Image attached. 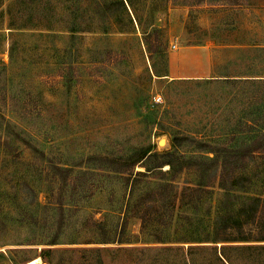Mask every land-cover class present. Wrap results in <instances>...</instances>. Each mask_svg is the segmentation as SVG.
Listing matches in <instances>:
<instances>
[{"label":"rangeland","instance_id":"374dc122","mask_svg":"<svg viewBox=\"0 0 264 264\" xmlns=\"http://www.w3.org/2000/svg\"><path fill=\"white\" fill-rule=\"evenodd\" d=\"M258 207L264 0H0V264H264Z\"/></svg>","mask_w":264,"mask_h":264},{"label":"trees","instance_id":"16d2710c","mask_svg":"<svg viewBox=\"0 0 264 264\" xmlns=\"http://www.w3.org/2000/svg\"><path fill=\"white\" fill-rule=\"evenodd\" d=\"M190 1V0H189ZM201 0H192V2H200ZM173 142L175 145H179L181 144V138L179 135H175L173 137ZM152 154V153H151ZM168 154H171V152H166V153H154V155L156 156H160V155H168ZM232 176V173L226 168L224 167L222 169V171L220 172V178H221V183L224 187H228V182H229V178ZM259 211H262V210H259V207L257 209L256 212H259ZM262 215V216H261ZM264 216V212H260V215L259 217L262 218ZM228 238V237H227ZM226 237H223L224 240L227 239ZM52 242L54 243L55 241L52 240ZM42 257H44L43 255H41Z\"/></svg>","mask_w":264,"mask_h":264},{"label":"bare ground","instance_id":"6f19581e","mask_svg":"<svg viewBox=\"0 0 264 264\" xmlns=\"http://www.w3.org/2000/svg\"><path fill=\"white\" fill-rule=\"evenodd\" d=\"M39 261H41V257H40V256H38V257H36V258H34V259H32V260H29V261L27 262V264H36V263L39 262Z\"/></svg>","mask_w":264,"mask_h":264},{"label":"built area","instance_id":"2783aa9c","mask_svg":"<svg viewBox=\"0 0 264 264\" xmlns=\"http://www.w3.org/2000/svg\"><path fill=\"white\" fill-rule=\"evenodd\" d=\"M176 46V45H175Z\"/></svg>","mask_w":264,"mask_h":264}]
</instances>
